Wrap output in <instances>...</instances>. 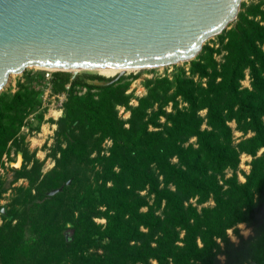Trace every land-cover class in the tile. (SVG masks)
<instances>
[{"label": "trees", "instance_id": "1", "mask_svg": "<svg viewBox=\"0 0 264 264\" xmlns=\"http://www.w3.org/2000/svg\"><path fill=\"white\" fill-rule=\"evenodd\" d=\"M250 15L259 21L238 18L218 35L226 39L220 63L203 45L184 63L187 75L178 69L170 81L148 82L145 96L129 110L127 128L113 112L114 103L127 102L119 98L120 79L97 86L65 72L51 73L50 89L65 94L58 128L69 123L67 135L77 127L88 135L95 127L100 139L110 140L108 156L97 159L95 190L86 186L60 216L54 211L33 215L25 207L9 235L10 245L0 241V264H219V255L220 264H264V27L259 24L264 9ZM245 71L249 88L241 89ZM39 88L27 78L17 83L11 100L0 106V137L7 114L36 104ZM200 111L205 112L202 130ZM230 121L252 135L233 146ZM189 138L194 143L184 145ZM68 144L75 148L72 141ZM258 149L263 153L255 157ZM241 153L252 158L244 182L217 178L237 168ZM145 196L153 205H144ZM191 198L197 204L211 198L213 205L196 211L184 206ZM99 215L105 220L102 227L92 222ZM237 223L249 227L251 236L233 245L225 230Z\"/></svg>", "mask_w": 264, "mask_h": 264}, {"label": "water", "instance_id": "2", "mask_svg": "<svg viewBox=\"0 0 264 264\" xmlns=\"http://www.w3.org/2000/svg\"><path fill=\"white\" fill-rule=\"evenodd\" d=\"M241 1L0 0V92L26 69L73 77L189 62L234 21Z\"/></svg>", "mask_w": 264, "mask_h": 264}, {"label": "rangeland", "instance_id": "3", "mask_svg": "<svg viewBox=\"0 0 264 264\" xmlns=\"http://www.w3.org/2000/svg\"><path fill=\"white\" fill-rule=\"evenodd\" d=\"M256 8L264 9V0H242L238 16L224 30V34L233 28L237 21H240L238 18L259 21V17L252 18L250 15ZM259 24L264 27V21H260ZM225 42V37L219 38L217 35L203 44L212 50V58L216 63H220L225 54L222 48ZM178 69L183 70L187 75L188 64L177 63L154 68L125 70L121 73L118 72L119 75L118 73L104 75L96 70H78L73 77L70 73L68 75L71 79L85 80L87 83L97 86L106 85L108 81L117 76L110 84L120 79L119 84L123 87V92L119 98L124 97L127 102L126 105L114 103L113 112L116 119L122 123V127L127 128L129 110L145 96L148 82L161 79L170 81L171 76ZM53 72L56 71L26 69L19 75L9 77L7 84L0 92L1 106L3 102L11 100L17 90V83H23L25 78L29 79L32 85L37 83L40 86L39 94L34 98L36 104L26 105L14 113L7 114L10 118L3 125V129H6L5 135L0 137V241H4L7 245L12 242L9 235L20 222L22 210L25 207H30L33 215L54 211L58 217L62 209L76 204L77 198L84 193L86 186H90L89 190L94 191L99 183H95L94 179L101 165L97 159L108 156L110 140L100 139L99 132L95 127L89 131L88 135L78 127L74 129L72 135H67L64 129L68 128L69 123H64L62 129L58 128V121L64 117L65 94L53 93L50 89L51 73ZM92 76L103 77L104 80H89L88 78ZM193 80L195 81L196 78ZM65 88L67 87L65 86ZM240 88H249L246 71L240 81ZM170 93L171 90L167 95ZM181 106L182 104L179 103L178 107ZM165 111L169 112V104L165 107ZM204 113V111L198 113L203 118L201 130L205 128ZM159 123H163V118H159ZM227 126L230 128L233 146L252 135L250 132L243 133L232 121L228 122ZM89 135L90 138H88ZM194 140V138H189L184 145L193 144ZM70 141L74 143V149H69ZM98 141H100L99 144L96 143ZM82 146L85 147L84 150H81ZM88 151L90 152L88 153ZM262 153L263 149H258L255 157ZM17 158L20 159L19 165L13 167ZM251 160L249 155L241 153L237 168L234 171L224 170L217 178L234 177L237 183H243L244 177L249 172ZM170 163L175 164V158H171ZM59 187L61 190L54 196L45 195L48 191ZM139 194L143 197L145 192ZM195 200L196 198L188 199L184 206L190 205L198 211L200 208H209L213 205L211 198L201 204H197ZM144 202V205H153L151 196H145ZM99 209L102 211L101 208ZM145 209L144 206L141 211ZM160 209L161 205L158 210L154 211V214H159ZM92 222L102 227L105 220L102 215H99L92 218ZM62 226L64 227V225ZM65 226L68 227V224ZM181 235L179 232L177 239H180ZM225 235L229 242L236 245L239 239L249 238L251 230L243 223H237L226 229ZM217 259L220 264L223 257L219 255Z\"/></svg>", "mask_w": 264, "mask_h": 264}, {"label": "bare ground", "instance_id": "4", "mask_svg": "<svg viewBox=\"0 0 264 264\" xmlns=\"http://www.w3.org/2000/svg\"><path fill=\"white\" fill-rule=\"evenodd\" d=\"M50 71V70H49ZM78 71V70H77ZM98 71L99 73H102L104 75H114L118 72H121V70H118V69H102V70H96ZM125 71V70H124ZM13 76V75H12ZM10 76V77H12Z\"/></svg>", "mask_w": 264, "mask_h": 264}]
</instances>
